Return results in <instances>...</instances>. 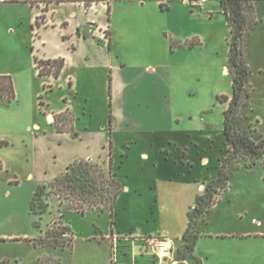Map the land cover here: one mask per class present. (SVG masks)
<instances>
[{
    "label": "rangeland",
    "instance_id": "rangeland-1",
    "mask_svg": "<svg viewBox=\"0 0 264 264\" xmlns=\"http://www.w3.org/2000/svg\"><path fill=\"white\" fill-rule=\"evenodd\" d=\"M255 4L259 22H254L247 30L244 41L245 58L252 70L250 106L246 114L248 122L264 134V0ZM34 14L35 10L29 4L0 0V85L6 89L11 84L13 90L12 97L0 98V260L9 257L7 263L15 264L17 259L24 258L33 264L39 255L55 254L70 264L73 257L68 251L36 250L24 240L37 234L30 202L38 188L51 183L71 161L90 156L89 161L108 167V127L112 115L118 120L119 129L124 131L119 138L139 137L134 129L147 123L149 128H157L153 129L156 140L162 141L158 130L165 129L181 143H186L190 160L196 165L189 172V167L174 166L163 159L145 164L139 159V151L144 145H130L133 150L126 152L131 154L130 159H119L120 155H117L120 163L124 161L118 170L121 177L130 175L132 180L140 175L149 179L158 167L161 171L160 163L170 169L178 168L175 172L183 175L179 177L181 184L195 176L201 180L217 175V161L225 155L227 148L222 132L227 104L221 99L230 98L233 93V78L228 70L230 32L225 17L217 15L215 19L207 20V27L200 23L187 31L176 28L182 36L194 34L193 40L201 43L189 51L190 60L178 59L172 54L165 37L168 44L166 58H152L147 50L133 52V46L123 45L128 67H121L124 60L115 58L113 66L107 69L102 66L86 68L74 55L60 80H56L50 79L51 75L40 77L33 57L59 52L72 54V44L64 41L58 29L46 33L37 30ZM43 16L46 15L38 20L40 26L49 22ZM100 20L103 21V16ZM81 21L86 25L85 19ZM166 27L168 31L175 30L170 22ZM69 75L74 77L75 83L78 81L79 96L68 85ZM83 92L90 96L88 102H85ZM142 98L145 101L141 104ZM65 107L69 108V114L79 113V118L82 117L78 121L82 140L75 139L70 130L69 114H66L67 110L61 111ZM48 114L54 116L51 123L47 122ZM203 156L211 161L209 167H204ZM246 165V161H242L240 171L232 175L223 201L209 219L210 229L218 231L229 221H250L253 217L264 221V164L251 171ZM171 189L167 194L180 206L185 187ZM222 195H217V200ZM140 210H135L136 217ZM183 211L176 209L182 222ZM111 215L110 212H87L82 217L68 213L65 222L77 234L86 237L98 227L109 231L114 222ZM58 217V214L46 215L43 230L47 231L53 222H59ZM7 239L16 241L6 242ZM95 244H77L74 263L100 264L99 256L106 248ZM86 246L91 248L87 250ZM178 248H175L176 252ZM122 251L127 252L124 248ZM137 251L141 260L139 246ZM85 255H88V261Z\"/></svg>",
    "mask_w": 264,
    "mask_h": 264
},
{
    "label": "crops",
    "instance_id": "crops-1",
    "mask_svg": "<svg viewBox=\"0 0 264 264\" xmlns=\"http://www.w3.org/2000/svg\"><path fill=\"white\" fill-rule=\"evenodd\" d=\"M30 1L35 3L34 6L29 4L35 10L34 24L36 25V20L40 19L42 15H46L43 16L45 21L49 20L40 28L36 27L37 30L46 33L58 29L64 41L71 42L73 47L72 54L59 52L54 55H34L33 59L36 57L43 61L64 60V67L58 78L49 77L56 80H60L74 55L78 57L80 64L86 68L102 66L107 69L113 66L115 58L124 60L121 67H128L130 64L125 62L128 57L124 56L123 45L133 46L132 48L135 49L133 52L147 50L152 58H166L168 44H166L165 37L168 39L172 54H175L178 59L186 58V60H190L189 51L197 46L190 48L189 44L200 42L193 40L194 34L182 36L176 31V28L187 31L197 27L200 23L207 27V20H213L217 15L225 17L230 32L226 15L222 11L219 0H210L203 6H195L190 3V0ZM259 1L262 0L253 2L254 12L252 16L255 23L259 22L255 11L257 4L255 2ZM102 16L103 21L101 22L100 17ZM82 19L86 20V25L81 21ZM168 22L175 27V30L169 29L168 31L166 27ZM41 43L45 47V41L42 40ZM172 43L175 45L173 48ZM39 53L40 51H38ZM150 71L153 72L154 69ZM225 73H227V70H225ZM70 76L67 78L68 85L79 96L78 81L75 83L73 81L74 77L70 78ZM109 89L112 101V78ZM84 95L85 102H88L90 96L85 93ZM143 99L141 104L145 101ZM67 109L69 108L65 107L61 111L64 112ZM49 116H52V120H49ZM79 117V113H72L69 114L68 119L71 123L70 130L73 132L75 139L82 140L83 135L78 126V121L82 117ZM53 121V114H48L47 122L51 123ZM119 125L118 120H115L112 115L108 127V167L105 169L109 170L110 165H112L113 173L123 186L114 206V216L111 217L114 221L111 223L112 227L109 231H104L98 227L94 232H90L86 237H83L82 233L77 234L75 229H71L70 224L65 222V216L63 223L70 229L71 244L54 247L35 243L36 240L46 236V231L42 229V231L37 230V234L24 239L29 246L36 250L60 249L62 252L68 251L73 257L70 264H79L74 263L77 244L86 245L87 243H96L100 247L106 248V252L99 256L100 264H264V221L253 217L250 221H229L222 224L218 231H214L209 227V219L214 214L218 204L223 201V196L228 190L223 193L220 199L218 198L210 215L199 222V238L192 256L179 259L178 250L184 244L183 237L188 227L187 213L190 208L194 207L197 195L204 193L206 186L217 179L218 172L217 175H212L210 179L207 176L198 180L200 177L195 176L181 184L179 177L183 175L175 172L179 169H170L169 166H162L160 163L161 171L158 167V171L149 179L140 175L133 177L132 180L130 175L123 178L118 170L122 168L124 161L120 163L119 159L131 158V154L126 153L133 150L130 145H144V149L139 151V159L145 164L153 161L161 162L163 159L171 162L174 166L180 164L184 168L189 167L191 169L189 172H192L196 165L190 160L186 143H181L179 139L171 136L165 129L158 130L162 141L156 140V132L153 129L157 128L155 126L149 128L147 123L134 129L136 133H139V137L130 135L121 139L118 135L124 131L119 129ZM36 126L39 127V125ZM103 128H105L104 125ZM128 131L132 132V130ZM117 155H120L119 159ZM102 156L99 157L103 158L104 156ZM89 158L90 156H87L83 159L71 161L66 164L65 169L74 162L89 161ZM201 161L205 164L204 167L211 165V161L207 156H203ZM217 162L219 164V161ZM154 166L157 167L155 164ZM127 179L130 180L127 182ZM181 186L185 187L186 192H182L185 196L181 199L180 206H178L167 193H170L171 187L180 188ZM194 186L195 193L192 194ZM182 193H179V197L182 196ZM137 208L141 210L136 217L135 210ZM178 208L184 210L183 213L185 212L184 222H182L181 215L176 214ZM87 212L98 213L97 211ZM77 214L82 215V217L85 215ZM126 217L129 219L126 220ZM9 241L16 240L7 239L6 242ZM160 241H163L164 244L161 245ZM138 246L140 247L141 260L137 256ZM160 246H164V251ZM86 247L87 250L91 248ZM176 247H179L177 252ZM122 248L126 249L127 252H123ZM81 253L84 254V252ZM115 255H117L116 259H114ZM85 258L87 261L89 260L88 255H85ZM8 260L9 257L1 259L0 264H12L11 262L7 263ZM15 264L29 263L24 258H20L15 261ZM33 264H66V261L63 257L55 254H43L37 256Z\"/></svg>",
    "mask_w": 264,
    "mask_h": 264
},
{
    "label": "trees",
    "instance_id": "trees-1",
    "mask_svg": "<svg viewBox=\"0 0 264 264\" xmlns=\"http://www.w3.org/2000/svg\"><path fill=\"white\" fill-rule=\"evenodd\" d=\"M9 1L35 5L30 0ZM254 1L256 0H219L230 29L228 70L233 78L232 96L221 99L227 104L223 113L222 130L227 148L225 155L218 160L220 166L217 179L206 186L204 193L197 195L194 207L187 213L188 227L183 237L184 244L178 250L179 259L192 256L199 238V222L210 215L217 203V195L228 190L232 175L241 169L240 163L246 161L249 171L264 164V134L259 133L248 122L246 114L250 106L252 70L245 58L244 41L247 30L254 24ZM38 20L35 26L40 28ZM198 45L200 43H190L189 47ZM174 46L172 43V48ZM34 63L40 77L51 75L58 78L64 67L63 59L43 61L35 57ZM6 95L13 96L11 84L6 89L0 85V98ZM122 189L112 165L106 170L100 164L88 160L70 164L51 183L39 187L31 199L30 214L36 218L33 222L36 230L42 231L46 215L59 216V222H53L52 227L46 231V236L35 243L54 247L71 244L70 229L63 223L66 214L71 212L83 215L87 211L110 212L113 218L114 206Z\"/></svg>",
    "mask_w": 264,
    "mask_h": 264
},
{
    "label": "built area",
    "instance_id": "built-area-1",
    "mask_svg": "<svg viewBox=\"0 0 264 264\" xmlns=\"http://www.w3.org/2000/svg\"><path fill=\"white\" fill-rule=\"evenodd\" d=\"M210 0H190V3L194 4L195 6H203L208 3ZM161 245L164 244L163 241L159 242ZM160 248L164 251V246H160Z\"/></svg>",
    "mask_w": 264,
    "mask_h": 264
},
{
    "label": "bare ground",
    "instance_id": "bare-ground-1",
    "mask_svg": "<svg viewBox=\"0 0 264 264\" xmlns=\"http://www.w3.org/2000/svg\"><path fill=\"white\" fill-rule=\"evenodd\" d=\"M49 120H52V116H49Z\"/></svg>",
    "mask_w": 264,
    "mask_h": 264
}]
</instances>
